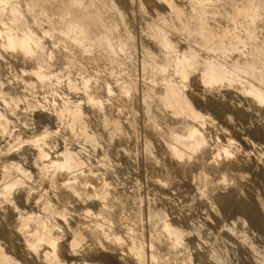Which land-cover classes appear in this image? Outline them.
Instances as JSON below:
<instances>
[{"label": "rangeland", "instance_id": "rangeland-1", "mask_svg": "<svg viewBox=\"0 0 264 264\" xmlns=\"http://www.w3.org/2000/svg\"><path fill=\"white\" fill-rule=\"evenodd\" d=\"M79 1L91 36L66 0H0V264H264V4Z\"/></svg>", "mask_w": 264, "mask_h": 264}, {"label": "bare ground", "instance_id": "bare-ground-1", "mask_svg": "<svg viewBox=\"0 0 264 264\" xmlns=\"http://www.w3.org/2000/svg\"><path fill=\"white\" fill-rule=\"evenodd\" d=\"M164 1L169 4L168 0H164ZM260 3L263 5L264 0H260ZM128 4L129 6H132V0H128ZM64 8H65V11L63 14H61L62 22L66 24L68 29H78V31L80 32V35L91 36L93 35L92 33L96 29L101 30V27H103L94 16L83 15L84 6L81 4L79 0H66ZM169 9L170 11H172L170 6H169ZM244 18H245V15L243 19ZM101 33H98V34H101ZM96 35L97 34L95 33V36ZM97 37H99L102 40L103 44L105 43V38L103 35H100V36L98 35ZM7 40H8L9 45L11 46H18L21 49H26L29 41L32 40V37L31 35L26 34V33H24L21 36V38H16V37L11 36L10 34H7ZM214 43L218 45L220 43V40L216 38L214 40ZM185 62L186 61L184 57L182 56L179 60L175 61L174 68L177 71H179V69H183L184 65L186 64ZM158 69L161 71V68L158 67ZM223 73H224V70L221 68L220 65H218V67L216 68L209 67L203 74L202 79L205 83H210V82H213L219 79L223 75ZM245 80L249 84L250 90L254 92L255 95H257L258 97L264 99V76L261 73H257V74L251 73L248 76H245ZM166 97L172 101L174 110H177L178 103H179V100H178L179 97H176L170 89L166 91ZM197 138H198V134L196 133V131L191 130L189 133V138H188L189 142L190 143L196 142ZM40 153L43 154L42 149H40ZM71 160L72 159H71L70 154H67V155H64L62 162L55 164L51 161L49 163L51 164V166L55 167L56 169L58 168L60 170L62 169L61 171H63V169L65 171H69L71 167ZM13 169L15 173H17V175L22 177V172L20 171L19 167L14 166ZM39 173L41 175L40 177H42V173H43L42 169ZM58 174H59V178L61 181L66 180L67 177L64 174V172L63 173L58 172ZM2 178L5 180H2L0 182V194H2L5 197L7 195V191L13 185L14 181L9 182V180H6V174H3ZM42 207L45 210L48 209L46 204H43ZM28 219L29 218L27 217L18 219L19 227L16 230V232L24 240V242H26V244L29 247L33 248V250L39 249V246H41V244H38V242L42 240L44 241L42 242L43 244H45L46 242L50 243L49 240L43 239V237L40 236L39 233L37 232V231H42L44 228L43 224L40 223L37 217L32 219L34 221V224H33L35 227L34 231H30L25 228V225L29 223L31 220V219L30 220ZM0 256H1V250H0ZM43 259H45V261L47 262L46 252L43 253Z\"/></svg>", "mask_w": 264, "mask_h": 264}]
</instances>
